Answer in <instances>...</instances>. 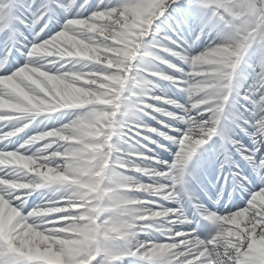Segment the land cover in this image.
<instances>
[{
    "label": "snow or ice",
    "instance_id": "1",
    "mask_svg": "<svg viewBox=\"0 0 264 264\" xmlns=\"http://www.w3.org/2000/svg\"><path fill=\"white\" fill-rule=\"evenodd\" d=\"M0 264H264V0H0Z\"/></svg>",
    "mask_w": 264,
    "mask_h": 264
},
{
    "label": "rangeland",
    "instance_id": "2",
    "mask_svg": "<svg viewBox=\"0 0 264 264\" xmlns=\"http://www.w3.org/2000/svg\"><path fill=\"white\" fill-rule=\"evenodd\" d=\"M150 39V38H149ZM189 45H191V41L190 40H187V44H185V47H189ZM204 48V46H200L198 49H196V50H193L191 53L193 54V55H195L198 51H200V50H202ZM190 51V50H189ZM166 58L171 62V63H173V64H177L180 68H183L185 71H188L189 70V65H187V64H185L183 61H181V60H179V58H177V57H174V56H172V55H166ZM146 59H148V60H151L152 59V57H146ZM253 62H254V58H253ZM246 67V66H245ZM166 70V69H165ZM246 70H247V68H246ZM249 71H250V69H248ZM166 71H168V70H166ZM170 74H174V75H180V73H172L171 72V70H169L168 71ZM158 81H161V83H163V84H171L172 82H170V81H167V80H164V79H157L156 80V83L157 84H159L160 82H158ZM248 83H250V82H248ZM248 86H247V83L245 84V88H247ZM158 94H160V91H158ZM161 106L162 107H166L165 105H163V104H161ZM240 106L241 105H237V107H239L240 108ZM153 116H155L156 118H155V120H159V117L158 116H160V114L158 115V113H153ZM152 118V117H151ZM152 121V120H151ZM150 127H154V128H156L157 126L156 125H152V123L151 124H148ZM150 134V132H145V135H147V136H149V134ZM137 139L140 141V143L141 144H144V145H146L144 142L146 141H144V139H142V138H140V137H137ZM152 139V138H151ZM138 147H139V145H137ZM149 148L151 149L152 148V146H149ZM145 179H147V178H145ZM48 191V190H47ZM48 193L51 195V192H49L48 191Z\"/></svg>",
    "mask_w": 264,
    "mask_h": 264
},
{
    "label": "bare ground",
    "instance_id": "3",
    "mask_svg": "<svg viewBox=\"0 0 264 264\" xmlns=\"http://www.w3.org/2000/svg\"><path fill=\"white\" fill-rule=\"evenodd\" d=\"M105 2H107V0H105ZM166 27V25H161V28L162 29H166L165 28ZM186 39L187 40H190L191 41V47L189 48V50H190V52H192L193 50H196V49H198L200 46H204L205 47V45L207 44V38H205V37H201V41H195L194 42V35L192 34V33H187L186 34ZM166 70H171V72L172 73H177L176 72V70H174V69H171V68H169L168 66H163ZM247 71H249L248 69H247ZM179 73V72H178ZM254 79V76H250L249 77V82L251 83L252 82V80ZM158 82H160L158 85H159V89L158 90H164L165 92H167V93H169V94H172V95H174L173 96V98H176V97H178L179 96V92H177L176 90H174V89H171V87L170 88H167V87H165V85L163 84V83H161V81H158ZM248 84L249 83H247V86H248ZM184 102V101H183ZM183 102H181V103H183ZM172 108V106L170 107V109ZM143 119L145 120V122L147 123V124H149V117L148 116H145V117H143ZM165 119H167V118H165ZM40 192V191H39ZM43 195V193L42 192H40L39 193V196H42Z\"/></svg>",
    "mask_w": 264,
    "mask_h": 264
}]
</instances>
